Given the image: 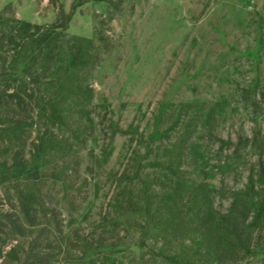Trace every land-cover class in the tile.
<instances>
[{
  "label": "rangeland",
  "instance_id": "obj_1",
  "mask_svg": "<svg viewBox=\"0 0 264 264\" xmlns=\"http://www.w3.org/2000/svg\"><path fill=\"white\" fill-rule=\"evenodd\" d=\"M68 13L56 43L81 47L83 66L0 79V264L36 261L55 228L74 243L51 264H129L134 249L82 258L74 233L131 231L117 204L138 203L142 185L160 191L169 165L205 181L219 212L264 165V0H0V71L14 20Z\"/></svg>",
  "mask_w": 264,
  "mask_h": 264
},
{
  "label": "trees",
  "instance_id": "obj_2",
  "mask_svg": "<svg viewBox=\"0 0 264 264\" xmlns=\"http://www.w3.org/2000/svg\"><path fill=\"white\" fill-rule=\"evenodd\" d=\"M71 14L63 15V21L57 20L49 26L14 20L16 24L6 36L14 49L11 72L1 70L0 79L12 75L21 82L25 76L33 82L50 68L69 75L78 66H83L87 60L81 47L70 46L61 50L56 43V31L67 28ZM4 38L0 36V44ZM60 53L65 57H60ZM52 62L54 66H51ZM53 78L63 85L64 90L70 89L65 80L68 76L57 73ZM15 97L19 105L22 98L20 95ZM167 168L172 174L167 184L155 183V188L160 191L155 193L150 184L142 185L137 189L140 193L138 203L125 201V205L122 202L117 204L123 217H134L131 231L124 230L122 235L111 233L108 238L101 236L97 240L74 233V240L82 249V258L92 259L104 252L134 249L139 253L137 264H264V165L260 167L256 186L249 179L243 187L232 191L231 203L225 212L213 208L209 196L212 190L205 181L188 180L182 170L173 169L171 165ZM205 174L203 170L198 173L204 179ZM152 191L162 198L150 212L146 193ZM20 200H25V196ZM24 210L27 214L29 209L24 206ZM30 222L27 225L32 228ZM13 226L21 228L22 224L14 222ZM66 238L60 228L48 231L44 237L45 245L39 255H35L36 261L21 264H51L55 254H61L63 247L69 248L74 243L68 235ZM135 252L131 253V258L126 257L129 264L138 261ZM95 261L90 262L95 264ZM111 264L116 263L113 260Z\"/></svg>",
  "mask_w": 264,
  "mask_h": 264
}]
</instances>
